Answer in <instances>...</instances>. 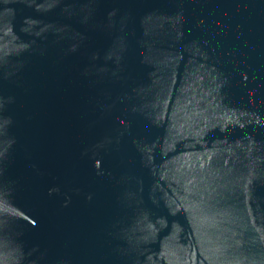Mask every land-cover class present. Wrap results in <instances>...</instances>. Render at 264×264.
Listing matches in <instances>:
<instances>
[{"label": "water", "instance_id": "obj_1", "mask_svg": "<svg viewBox=\"0 0 264 264\" xmlns=\"http://www.w3.org/2000/svg\"><path fill=\"white\" fill-rule=\"evenodd\" d=\"M0 264H264V0H0Z\"/></svg>", "mask_w": 264, "mask_h": 264}]
</instances>
